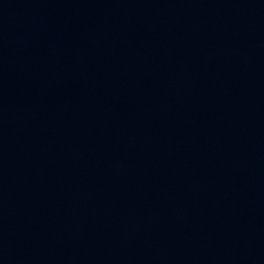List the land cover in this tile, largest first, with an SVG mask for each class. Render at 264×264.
<instances>
[{
  "label": "water",
  "instance_id": "obj_1",
  "mask_svg": "<svg viewBox=\"0 0 264 264\" xmlns=\"http://www.w3.org/2000/svg\"><path fill=\"white\" fill-rule=\"evenodd\" d=\"M0 264H264V0H0Z\"/></svg>",
  "mask_w": 264,
  "mask_h": 264
}]
</instances>
